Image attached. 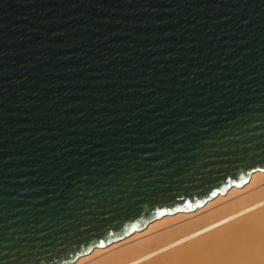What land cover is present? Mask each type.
Returning a JSON list of instances; mask_svg holds the SVG:
<instances>
[{
  "label": "water",
  "instance_id": "95a60500",
  "mask_svg": "<svg viewBox=\"0 0 264 264\" xmlns=\"http://www.w3.org/2000/svg\"><path fill=\"white\" fill-rule=\"evenodd\" d=\"M264 171V0H0V264H72Z\"/></svg>",
  "mask_w": 264,
  "mask_h": 264
},
{
  "label": "bare ground",
  "instance_id": "6f19581e",
  "mask_svg": "<svg viewBox=\"0 0 264 264\" xmlns=\"http://www.w3.org/2000/svg\"><path fill=\"white\" fill-rule=\"evenodd\" d=\"M72 264H264V171L191 212L95 247Z\"/></svg>",
  "mask_w": 264,
  "mask_h": 264
}]
</instances>
